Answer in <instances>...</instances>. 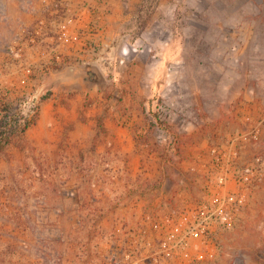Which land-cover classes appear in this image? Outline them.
<instances>
[{"label": "rangeland", "instance_id": "374dc122", "mask_svg": "<svg viewBox=\"0 0 264 264\" xmlns=\"http://www.w3.org/2000/svg\"><path fill=\"white\" fill-rule=\"evenodd\" d=\"M2 3L0 0L4 18ZM219 17H223L221 26ZM199 52L208 57L205 66L211 63L209 54L217 56V73L222 72L229 82L224 94L232 100L227 106L230 113L239 117L246 109L250 111L247 105L251 103L257 113L263 112L264 0H217V43L207 44ZM77 63L66 61L54 66L68 72L59 71L56 77L46 74L41 89L30 92L29 102L17 111L28 123L26 129L20 132L18 128L0 139V264H107L118 259L123 248L141 246L146 240L156 245L163 232L158 226L167 212L159 223L143 218L133 233V223L120 220L116 214L122 212L127 197L121 186L132 192L133 179L136 190L140 184L151 183L149 187L159 189L166 183L165 193L173 185L168 182L173 181L174 198L187 187L183 183L188 171H196L197 165L204 169L212 166L210 148L219 147L214 94L206 95L207 106L201 110L191 106L182 117L168 107L165 97H159L154 108L149 104V64L136 73L125 67L127 63L118 70L111 62L101 77H91L76 75L71 67ZM194 64L190 62L191 70ZM0 79L1 128L6 112L25 99L26 91L19 84L14 65ZM92 90L95 93L91 94ZM107 115L117 118L122 126L132 122L129 128L135 136L124 153L120 148L115 151L116 142L84 137L95 129L104 133L102 123ZM182 118L184 124H179ZM227 118L223 128L233 130L228 143L256 130L264 137V122L255 120L250 125ZM89 119L95 123L89 124ZM163 134L166 140L159 141ZM181 134L186 138L181 139ZM256 144L251 151L264 148V140ZM202 150H207L206 158ZM238 154L232 160H242ZM233 166L240 165L232 162ZM104 167L115 171L109 177H123V183L112 179L102 182ZM177 205V200L172 201L168 213ZM159 264H264V179L250 190L230 226L213 225L206 238L190 239L185 249Z\"/></svg>", "mask_w": 264, "mask_h": 264}, {"label": "crops", "instance_id": "0c3cea01", "mask_svg": "<svg viewBox=\"0 0 264 264\" xmlns=\"http://www.w3.org/2000/svg\"><path fill=\"white\" fill-rule=\"evenodd\" d=\"M27 1L3 0L5 16L0 18V76L10 66L7 63L4 45L17 34L20 23L30 24L37 19L44 18L43 6L51 4L53 0H30L32 11L24 9ZM67 6L69 13L78 16L73 26L68 29L70 35L78 37V40L65 45L62 54L71 57V61L90 55L99 56L92 62L93 69L82 65H73L71 70L76 71V75L85 76L93 70L97 74L103 75L105 68L107 69L111 62H115V69L124 67L123 65L127 63L125 67H130L128 69L134 70L136 73L142 72L143 67L149 64L148 95L151 97L149 104L154 108L159 97H165L168 107L172 111L174 110L173 112H179L182 117L187 114L186 110L191 106L197 110L207 106L206 95L214 94L217 120H219L217 145L225 150L223 162H230L224 164L225 166L222 165L231 172L236 168V166L230 167L232 162L240 165L238 167L240 168L246 162L245 160L252 158L255 151H251V147L257 146V144H246L241 147L232 142L230 146H227L230 139L229 133H232L233 130L226 131L223 125L229 120L228 116L242 123L247 121L250 125L255 120L264 122V109L259 114L251 103L247 105L250 106V111L246 109L245 114L239 117L236 112L230 113L227 106L231 104L232 100H228L224 94L228 91L229 82L222 72L217 73V56H214L213 53L209 54L208 62L211 63L209 66H205L204 62L208 57L206 58L205 54L199 52V50H204L205 45L217 43V0H67ZM50 20L46 22V25L50 30H54L56 20ZM222 24L223 17H219V25ZM207 30L211 31L207 32ZM44 41L42 45L25 50L27 62L40 67L47 61L50 55L46 52L45 46L48 44L49 38H45ZM91 46L97 49L98 54L90 49ZM191 61L196 62L193 70L190 67ZM173 65L178 67L173 69ZM58 72L64 74L68 70L48 68V74L52 73L53 77H56ZM118 73L123 75L121 72ZM126 76L127 72L124 77ZM90 93L95 92L92 90ZM217 93L222 95L217 97ZM209 98L211 99V97ZM98 99L101 97L98 96ZM249 100L251 101V99ZM174 114L172 113L171 116L173 117ZM87 121L92 125L95 123L93 119ZM180 121L179 124H184V118ZM102 124L105 128L104 133H97L95 129V131L92 130L91 133L85 134L84 137L90 141L116 142L115 151L117 152V149L120 148L123 152L126 149L125 146L129 145L135 136L133 130L129 128L132 124L131 121L122 126L117 118L113 119L107 115ZM235 135L233 136L235 137ZM185 138L186 136L181 134V139ZM192 140H196V136H193ZM261 140H264V137L260 134L259 143ZM124 142L127 144L123 145ZM196 145L194 143L192 146L194 154L198 150ZM131 148L132 146H130ZM96 153L99 151L97 150ZM238 153L240 154L238 158H242V160L239 162L237 159L236 161L232 160ZM202 154H206L204 156L206 158L207 150H202ZM197 167L194 172L188 171V179L183 183L187 187H184L183 192H176L174 198H171L172 189L176 184L173 181L168 182L173 185L169 186V191L167 188L165 193L162 192L166 183H163L159 189L153 188V186L149 187L148 185H152L151 183L140 184L137 185L138 189L136 190L133 179L131 183L135 190L132 192L124 191L125 185L123 184L121 192L123 196L127 195V197L122 203L124 205L121 209L122 212L116 214L121 216H119L120 220L133 223L132 231L136 233V225L143 224V218H146L150 223H159L166 212V216L169 215L168 207L172 201H178L176 207L178 208L194 199L208 197L205 195L206 193L212 194L216 191L218 195L223 196L225 191L234 189V182L230 181V173L227 174L223 186H209L208 181L204 179L207 169L199 165ZM103 169L102 182L112 179L115 183H123L124 179L120 175L109 177L110 173H115L113 170L110 171L111 167ZM221 174L222 171H217V175ZM100 183L99 185H101ZM92 185H94V180ZM169 198H171L170 203L167 202ZM118 229L115 231L118 232ZM125 237L126 235L123 238Z\"/></svg>", "mask_w": 264, "mask_h": 264}, {"label": "built area", "instance_id": "2783aa9c", "mask_svg": "<svg viewBox=\"0 0 264 264\" xmlns=\"http://www.w3.org/2000/svg\"><path fill=\"white\" fill-rule=\"evenodd\" d=\"M24 9L26 11L33 10L30 0L26 2ZM43 9L44 18L37 19L30 24L20 23L17 34L4 45L7 63L15 66L19 74V84L26 92L23 93L25 99L21 100L14 110L9 109L6 112L1 122L0 139L5 138L13 130H19L24 126V119L19 117L18 109L29 102L30 92H38L41 89L49 67L71 61V57L62 54V50L65 45L78 40V37L70 35L68 30L73 26L78 16L68 12L67 0H53L51 4L43 6ZM0 18H3L2 14H0ZM50 19L56 20L54 30H50L46 25V22L51 21ZM45 38H49L45 47L50 57L40 67H37L27 62L25 50L44 44ZM90 49L98 54L95 47L91 46ZM97 57L90 55L72 61L80 62L77 65L93 64L92 62ZM70 65L68 64V66ZM1 95L0 79V97ZM14 119L17 123H14ZM166 137L165 134L161 135L159 141L166 140ZM259 140L260 134L256 130L233 139L227 146L234 142L242 147L246 144H256ZM209 153L212 166L207 168L206 181H208V185L223 186L227 174L230 173V180L234 182V189L223 196L218 195L215 191L206 198L194 199L184 206L176 208L165 217L162 224H159L158 227L163 232L157 238L156 245L152 240H146L141 246L123 248L119 258L111 260L107 264H159L164 258H170L178 250L185 249L190 239L206 238L212 232L213 225L230 226L234 217L246 203L250 190L264 179V148L255 150L248 164L235 168L231 172L224 167V164H228L223 162L224 149L212 147ZM217 171H222V174L217 175Z\"/></svg>", "mask_w": 264, "mask_h": 264}, {"label": "water", "instance_id": "95a60500", "mask_svg": "<svg viewBox=\"0 0 264 264\" xmlns=\"http://www.w3.org/2000/svg\"><path fill=\"white\" fill-rule=\"evenodd\" d=\"M83 66H85V67H88V68H92L93 69V66H92V64H85V65H83ZM88 76H93V77H101L99 74H97V72H95L94 70L93 71H89V74H88Z\"/></svg>", "mask_w": 264, "mask_h": 264}, {"label": "trees", "instance_id": "16d2710c", "mask_svg": "<svg viewBox=\"0 0 264 264\" xmlns=\"http://www.w3.org/2000/svg\"><path fill=\"white\" fill-rule=\"evenodd\" d=\"M13 121H14V123H17V121L15 119ZM27 126H28V123L27 124L25 123L24 126L21 127L19 131L22 132L24 129H26Z\"/></svg>", "mask_w": 264, "mask_h": 264}]
</instances>
